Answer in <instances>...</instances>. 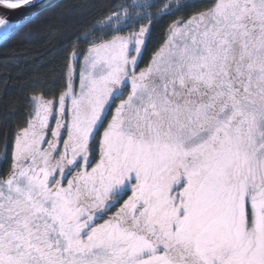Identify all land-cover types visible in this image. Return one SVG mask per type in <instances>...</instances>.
Here are the masks:
<instances>
[{"label":"snow or ice","instance_id":"obj_1","mask_svg":"<svg viewBox=\"0 0 264 264\" xmlns=\"http://www.w3.org/2000/svg\"><path fill=\"white\" fill-rule=\"evenodd\" d=\"M77 39L14 133L0 264H264V0H121Z\"/></svg>","mask_w":264,"mask_h":264},{"label":"trees","instance_id":"obj_2","mask_svg":"<svg viewBox=\"0 0 264 264\" xmlns=\"http://www.w3.org/2000/svg\"><path fill=\"white\" fill-rule=\"evenodd\" d=\"M119 2L121 0H61L30 17L32 22L15 35L9 32L0 41V157L5 141L10 154L14 133L24 125L31 107L27 98L36 91V85L42 86L40 91L62 89L67 72L65 64L73 45L79 43L77 51L86 48L77 38L89 32L92 25ZM186 14V10H181L176 15L157 18L149 54L162 45L168 26ZM9 160L10 155L6 167Z\"/></svg>","mask_w":264,"mask_h":264},{"label":"water","instance_id":"obj_3","mask_svg":"<svg viewBox=\"0 0 264 264\" xmlns=\"http://www.w3.org/2000/svg\"><path fill=\"white\" fill-rule=\"evenodd\" d=\"M61 0H34V3L36 6L30 7V6H24L20 9H5L3 7H0V15H3L5 18L9 19L13 22H22L30 17L35 16V14H38L41 12V10L50 8L52 5L56 4ZM7 35H2L0 37V41L4 39Z\"/></svg>","mask_w":264,"mask_h":264},{"label":"flooded vegetation","instance_id":"obj_4","mask_svg":"<svg viewBox=\"0 0 264 264\" xmlns=\"http://www.w3.org/2000/svg\"><path fill=\"white\" fill-rule=\"evenodd\" d=\"M156 50H154V51H152L150 54L148 53L149 51H148V48H147V50H146V52H145V64L147 63V61L151 58V55L155 52ZM149 55V56H148ZM145 64H141V67H144L145 66ZM11 145H12V143H11ZM12 150V149H11ZM10 160H9V163H8V166L6 167V162H5V160H4V158H3V155L1 156L3 159H2V161L0 160V176H6L7 175V171H8V168L10 167V161H11V151H10ZM4 165H5V167H4Z\"/></svg>","mask_w":264,"mask_h":264},{"label":"rangeland","instance_id":"obj_5","mask_svg":"<svg viewBox=\"0 0 264 264\" xmlns=\"http://www.w3.org/2000/svg\"><path fill=\"white\" fill-rule=\"evenodd\" d=\"M153 2L156 3L157 5H162V4L164 3V0H153ZM152 11H155V9H153ZM1 36H2V35H1ZM1 36H0V37H1ZM163 42H164V41H163ZM162 44H163V43H162ZM160 46H161V45H160ZM160 46H159V47H160ZM159 47H157V49H158ZM157 49H155V50H157ZM2 159H3V158L0 157V160H1V161H2Z\"/></svg>","mask_w":264,"mask_h":264},{"label":"bare ground","instance_id":"obj_6","mask_svg":"<svg viewBox=\"0 0 264 264\" xmlns=\"http://www.w3.org/2000/svg\"><path fill=\"white\" fill-rule=\"evenodd\" d=\"M5 34V29H0V36Z\"/></svg>","mask_w":264,"mask_h":264}]
</instances>
